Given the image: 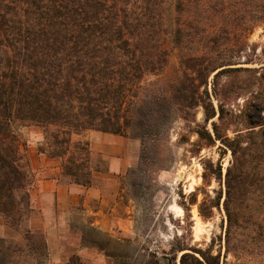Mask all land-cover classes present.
I'll return each instance as SVG.
<instances>
[{"label": "rangeland", "instance_id": "rangeland-1", "mask_svg": "<svg viewBox=\"0 0 264 264\" xmlns=\"http://www.w3.org/2000/svg\"><path fill=\"white\" fill-rule=\"evenodd\" d=\"M179 1L192 0H167L168 66L162 74L144 78L135 100L143 106L155 97L169 100L174 87L185 84L192 96L208 91L217 116L207 121L199 106L186 121L175 105L166 111L159 102L148 132L132 127L125 137L95 130L73 135L74 143H89L92 158L104 160L109 172L95 173L89 188L69 183L60 173H46L77 191L64 195L67 203L61 210L56 207L60 219L46 235L49 255H40L41 236L32 240L38 254L25 247L23 231L36 232L32 220H40L35 212L4 245L3 251H14L17 243L26 248L11 253L14 263L182 264L184 254L202 260L198 252H203L219 264H264V233L259 236L257 229L264 224V185L237 188L240 169L258 164L255 149L264 130V15L256 9L264 0H204L217 8L204 13L192 5L176 10ZM180 28L184 41L174 43ZM221 64L229 65L207 75L206 68ZM219 106L224 110L221 121ZM260 119L262 125H253ZM214 123L221 140H216ZM14 129L24 163L34 147L38 152L48 149L42 129L19 123ZM205 129L215 144L197 134ZM229 144L238 148L236 156ZM229 169L234 189L228 194ZM30 170L37 188L39 178ZM258 171L264 178V162ZM87 189L98 196L88 195ZM34 198L40 199L37 191Z\"/></svg>", "mask_w": 264, "mask_h": 264}, {"label": "trees", "instance_id": "trees-1", "mask_svg": "<svg viewBox=\"0 0 264 264\" xmlns=\"http://www.w3.org/2000/svg\"><path fill=\"white\" fill-rule=\"evenodd\" d=\"M190 5L200 13L217 11L216 4L208 5L204 0L190 4L179 1L176 10L185 11ZM256 9L264 15L263 3ZM166 11L167 0H0V216L14 234L20 233L34 212L35 189V177L29 161L24 163L15 124L42 129L43 145L48 149L40 148L39 152L61 160L62 178L89 188L95 173L109 169L104 160L92 158L88 142L74 143L73 135L95 130L125 137L132 127L148 132L159 102L166 111L175 105L186 121L190 120V110L199 106L207 121L217 116L209 92L192 96L185 84L174 87L169 100L155 97L153 103L143 102L148 104L144 106L135 100L144 78L158 76L168 66ZM184 32L180 28L173 42L184 41ZM228 65L206 68L207 75ZM133 104L139 108L135 110ZM219 113L221 121L222 106ZM253 125H262L261 119ZM213 127L216 140H221L218 126L214 123ZM197 134L215 144L206 129ZM261 134L262 141L255 149L258 164L246 168L250 173L240 169L239 190L264 185L258 171L264 162V130ZM229 147L236 156L238 148ZM227 177L229 194L234 189L232 169ZM229 218L231 222L230 214ZM257 229L262 236L264 224ZM23 232L31 254L39 253L32 240L41 236L40 255H49L43 233L30 228ZM9 242L11 239H0L4 257H0V264H17L11 253L26 251L18 243L14 251L10 247L3 251ZM198 253L202 260L187 253L182 264H219L218 259Z\"/></svg>", "mask_w": 264, "mask_h": 264}, {"label": "crops", "instance_id": "crops-1", "mask_svg": "<svg viewBox=\"0 0 264 264\" xmlns=\"http://www.w3.org/2000/svg\"><path fill=\"white\" fill-rule=\"evenodd\" d=\"M37 144V143H36ZM41 145V144H39ZM33 148V147H32ZM37 147L31 149L29 154V161L32 171L37 174L39 178L38 186L32 191L33 198V207L34 212H39L40 220L37 221L35 219L32 220V228L36 230V232H41L46 235L50 232V228L55 225L60 219V211L56 212L59 208L60 210L64 207V204L67 203L63 200L64 195L68 196L69 193H73V191H77L74 186L70 188L63 187L58 183V180L52 177V174L61 173V168L57 165V160L48 156L47 154L39 153L36 150ZM52 173L50 175H46V173ZM41 177V179H40ZM37 191L39 193V201H36L34 198V192ZM88 195L98 196L97 192L92 191L91 189L85 190ZM97 193V194H96ZM58 199V202H56ZM58 204V206H56ZM36 214V213H35ZM14 237L13 230L8 226L3 217L0 216V239L9 240ZM46 241L48 244L49 250V240L46 237Z\"/></svg>", "mask_w": 264, "mask_h": 264}]
</instances>
